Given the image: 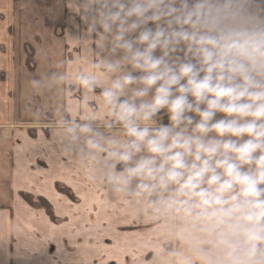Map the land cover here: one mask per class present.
Masks as SVG:
<instances>
[{"label":"clouds","instance_id":"clouds-1","mask_svg":"<svg viewBox=\"0 0 264 264\" xmlns=\"http://www.w3.org/2000/svg\"><path fill=\"white\" fill-rule=\"evenodd\" d=\"M222 12L211 0H87L83 18L109 55L75 79L101 88L104 130L66 131L116 193L155 197L182 221L191 255L179 264H264V31H226Z\"/></svg>","mask_w":264,"mask_h":264},{"label":"rangeland","instance_id":"rangeland-1","mask_svg":"<svg viewBox=\"0 0 264 264\" xmlns=\"http://www.w3.org/2000/svg\"><path fill=\"white\" fill-rule=\"evenodd\" d=\"M84 1L80 0L78 5L75 0H0V38L6 43L1 49H12L14 57L13 68L1 74L4 84L9 85L5 102L0 92V113L13 110V114L4 117L0 130L7 135L13 132L15 137L30 135L34 142L29 154L33 168L48 169V180L46 175L41 176V183L53 191L63 215H58L60 208L52 201L38 194L43 184L23 185L17 192L32 198L33 207L39 212L49 215V204L52 206L54 216L50 219L62 227L57 243L50 236L47 241L56 248H62L63 242L82 259L78 264H179L181 256L191 255L189 246L177 236L182 221L158 211L152 205L155 197L136 200L116 193L103 176L101 165L86 158L83 137L73 139L66 131L73 123L88 122L104 130L101 88L90 91L75 79L78 73L109 55L98 48L95 33L84 22L86 12L80 10ZM251 9L252 6L236 13L237 25L232 24L233 20L228 25L222 17L221 26L226 31L241 33L264 31L257 19L261 16ZM60 16L63 22H58ZM10 35L14 38L13 48L7 45ZM79 36L85 43L73 42ZM27 53L28 57L33 54V68L25 64ZM91 53L96 57L93 61ZM77 57H81L79 69L76 63L73 65ZM11 100L12 109L3 110V104ZM88 115H95L96 119L85 120ZM156 119L169 123L166 110H161ZM22 136L13 138L14 147L23 141ZM51 168L56 170L49 172ZM40 197L46 200L41 201ZM193 264L199 262L194 260Z\"/></svg>","mask_w":264,"mask_h":264},{"label":"crops","instance_id":"crops-1","mask_svg":"<svg viewBox=\"0 0 264 264\" xmlns=\"http://www.w3.org/2000/svg\"><path fill=\"white\" fill-rule=\"evenodd\" d=\"M75 1L78 2V5L80 4V0ZM211 2L214 6L223 9L222 17L228 21V25L232 23V20V24L237 25L239 18L236 17V13H240V10L245 12L248 7L252 6L251 10L255 14L258 13V15L261 16V18L257 19L261 20L260 24L264 26V0H211ZM9 3L10 9L14 11L11 1H9ZM83 4L80 10H85L86 12L87 0H85ZM63 21L64 20L60 16L58 22ZM251 22L252 21H249V23ZM8 40L7 45L10 44L13 48L14 38L10 35ZM81 40L85 43L84 39L80 36L73 42L77 43ZM4 43L5 42L0 38V92H2L5 102L6 96L9 94V85L4 84V81L1 79V74L9 73L13 68L14 57L11 53L12 49L9 51H3L1 49ZM95 58L94 54L91 53V60L93 61ZM80 60L81 57H77V59L75 58L73 61L74 66L75 63L77 64V69L80 68ZM91 60L88 58L89 63ZM88 62H86V64H88L89 67L90 64ZM25 64L28 66L27 59H25ZM13 104L14 102L12 100L6 105L3 104V110L12 109L11 106H13ZM12 114L13 110H11L9 114L0 113V122L4 121L5 116H11ZM188 114L192 116L195 115L194 113ZM222 117V113L217 114V118ZM15 135L16 134L13 132L7 135V132L0 130V264H78L82 259L77 254L70 252L65 247L66 245H63L62 241V248L51 247L49 245L50 241H47L49 240L48 236H50L51 241L57 243L60 240L58 235L62 226L56 225L52 219H50L46 211H37L17 192L18 189H22L21 186L23 185L32 186V184H34L35 186H39L43 184L41 183L43 180L41 176L46 175L47 181L48 169L36 170L33 168V162L30 158L32 155L29 154H31V148L34 142H31L30 135H21L23 141L18 142L17 148L14 147L13 141ZM21 136L17 135L15 138L18 139ZM39 147H41V143H39ZM27 155H29V159L26 158ZM39 155H41L40 150ZM55 170L56 168H51L49 172ZM27 181L29 183H27ZM38 194L52 201V203L57 206V209L60 208L58 207V201L55 200V194L52 190L47 189L44 184L40 186ZM59 213V216L63 215L61 214L63 213L61 212V208ZM68 213L69 210L67 209L66 215H68ZM40 230L44 233L40 232ZM38 233H41V238ZM66 233L69 232L66 231Z\"/></svg>","mask_w":264,"mask_h":264},{"label":"trees","instance_id":"trees-1","mask_svg":"<svg viewBox=\"0 0 264 264\" xmlns=\"http://www.w3.org/2000/svg\"><path fill=\"white\" fill-rule=\"evenodd\" d=\"M33 54L30 55L28 58H27V63H28V66L30 67H34V65L32 64V60H33ZM26 196V197H25ZM24 197L26 198V200L33 206L35 204V202H33L34 200H31L32 198H29L27 196V194L24 195ZM40 200L42 201H45L46 199L44 197H40ZM44 205V204H43ZM49 215L50 217L52 218V216H54V212H53V208L52 206L49 204Z\"/></svg>","mask_w":264,"mask_h":264},{"label":"water","instance_id":"water-1","mask_svg":"<svg viewBox=\"0 0 264 264\" xmlns=\"http://www.w3.org/2000/svg\"><path fill=\"white\" fill-rule=\"evenodd\" d=\"M120 168H121V165L118 164V165H117V169H120Z\"/></svg>","mask_w":264,"mask_h":264}]
</instances>
